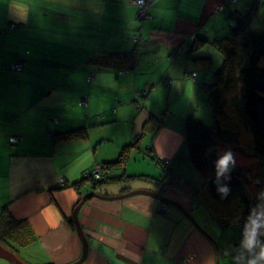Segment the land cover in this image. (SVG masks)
Instances as JSON below:
<instances>
[{
  "label": "crops",
  "instance_id": "obj_1",
  "mask_svg": "<svg viewBox=\"0 0 264 264\" xmlns=\"http://www.w3.org/2000/svg\"><path fill=\"white\" fill-rule=\"evenodd\" d=\"M251 1L241 0L236 12L245 15ZM224 2L155 0L150 19L139 21L132 0H5L6 16L0 0V209L8 207L31 230L28 244L22 236L5 242L22 261H79L84 246L71 221L82 199L96 193L78 214L88 241L81 264H218L214 242L180 209L157 212L158 202L145 194L121 197L158 193L159 162L170 160L173 179L164 195L219 243L220 264H264L250 239L244 247L229 232L238 225L217 220L220 208L191 163L184 135V120H202L209 107L206 91L221 65L212 42L230 35L221 32L232 12L219 10ZM199 38L210 48L189 56ZM201 56L212 65L195 61ZM15 60L26 63L23 72L12 70ZM193 72L198 76L188 79ZM158 116L163 124L152 132L146 125ZM77 130L87 138L56 143L57 135ZM142 134L114 178L73 187L116 162ZM143 156L154 166H143Z\"/></svg>",
  "mask_w": 264,
  "mask_h": 264
},
{
  "label": "trees",
  "instance_id": "obj_2",
  "mask_svg": "<svg viewBox=\"0 0 264 264\" xmlns=\"http://www.w3.org/2000/svg\"><path fill=\"white\" fill-rule=\"evenodd\" d=\"M240 4L241 0H225L219 8L222 12H232L229 13V20L224 18L228 23L225 25L223 23V27H227L226 33L224 29L221 30L224 35H230H222L220 39L212 42V46L216 49L215 54L221 63L214 74L213 83L208 85L206 91L208 105L212 112V125L206 126L202 120L187 117L184 120V135L191 163L202 178L203 185L212 201L220 208L216 213V215L220 214L217 220L221 223L229 222L240 226L247 239L251 241V252L264 262V192H262L264 187L256 183V186H253L252 181L254 169L259 172L264 168L262 167L264 161V31L256 34L250 27L257 6L256 9L242 15L236 12ZM150 8L151 6L148 8L146 19H140L139 13L136 19L149 20ZM10 27L14 29L21 25L10 24ZM140 39V37H134V42L137 43ZM205 45L210 44L199 38L190 46L189 56L192 54L200 56L202 50L210 48H203ZM172 59L175 60L176 56ZM195 61L201 63L204 68H208L212 65L213 59L210 56H201ZM15 64H20L21 70L14 69ZM11 68L15 72H23L26 69V63L15 60L11 63ZM121 71L125 74L127 72L124 71L129 69ZM193 74L198 76V73L193 72L188 73L186 77L194 80L196 77ZM85 102L87 100L83 101ZM163 121V117H152L146 126L149 129L151 125L150 131L156 132ZM144 135L137 138L135 145L126 146L116 162L102 165L99 172L100 179L89 176L74 184L73 187L82 188L83 183L87 181L95 186L110 181L114 178L110 174L114 173L115 169H124L130 160L131 147L136 146ZM79 138H87L83 130L59 134L55 141L61 143ZM219 146L241 148L255 157L259 166H254L253 170L246 172L244 167L223 157ZM225 160L226 163H222ZM159 164L167 175L162 160ZM141 178L153 180L147 176ZM120 179L128 180L129 177L124 175ZM132 179L136 178L132 177ZM167 180L168 176H163V179L159 180L158 183L162 185L160 188L169 184ZM71 223L75 228L73 220ZM30 235L31 230L25 221L16 220L8 207L0 209V243L2 245L7 248L6 240L17 241L19 236L23 237V243L28 244L32 240ZM243 257L239 254L238 259Z\"/></svg>",
  "mask_w": 264,
  "mask_h": 264
},
{
  "label": "rangeland",
  "instance_id": "obj_3",
  "mask_svg": "<svg viewBox=\"0 0 264 264\" xmlns=\"http://www.w3.org/2000/svg\"><path fill=\"white\" fill-rule=\"evenodd\" d=\"M2 1V4L1 5V9L3 11V14L4 16H6V12L8 10L7 8V4H5V0H1ZM132 2L134 3V0H132ZM259 3V4H257ZM134 5L138 8V12H140V8L134 3ZM256 6H257V10L255 12V14L252 16V19L251 20V29L254 33L256 34H260L264 31V0H252L250 5L247 6V11H246V14L251 11L252 9H256ZM3 15L0 14V17L1 18H4ZM137 17V16H136ZM2 21L0 20V27H6V25L4 26V24L1 23ZM226 24H228L226 22ZM224 25H222L223 27ZM157 97V94L155 95L154 97V100L155 98ZM170 109H173V106H170ZM207 112V113H206ZM206 112H202L200 115H201V118L202 121L205 123L206 126H211L212 125V112H211V108L210 107H207V111ZM208 112L210 113V117H211V120L208 121V120H205L206 119V115H207V118H208ZM168 117H171L170 115H167ZM162 116H158L157 118H161ZM207 121V122H205ZM145 139V138H144ZM144 139L142 140V142H144ZM140 140V141H141ZM219 150H220V154L225 157V158H229L232 162L234 163H237L239 166H241L242 168L244 167V170L246 172H249V170H253L254 166H259V163H258V160L251 156L250 154H248L247 152H245L244 150H242L241 148H236V147H225V146H219ZM146 151L148 150H143V153H145ZM142 155V154H141ZM144 158V156H143ZM143 166H146L145 164H149L151 166H154L155 163L151 162L150 160L148 159H145L143 161ZM146 162V163H145ZM263 164H264V161H263ZM262 164V167H264V165ZM161 172H163V176L165 177L166 174L164 173L162 167L160 168ZM264 169V168H263ZM260 170L259 172H257L255 169V174L252 176V181H253V186H256V184L258 185H262L264 187V170ZM256 183V184H255ZM262 192H264V188L262 190ZM264 196V194H263ZM232 236L234 237H237L238 239V243H242L244 245V247H250L249 246V240L247 239V236L244 234L243 230L241 228H239L238 226L237 227H233L232 230L229 231ZM246 252V250H244Z\"/></svg>",
  "mask_w": 264,
  "mask_h": 264
},
{
  "label": "water",
  "instance_id": "obj_4",
  "mask_svg": "<svg viewBox=\"0 0 264 264\" xmlns=\"http://www.w3.org/2000/svg\"><path fill=\"white\" fill-rule=\"evenodd\" d=\"M133 194H145V195H148V196H151L153 197L154 199H159L160 201L162 202H165L166 204H168L169 206H174V207H177L178 209H180L187 217H189L193 222L194 224H196V226L209 238L211 239L215 246H216V249H217V263L220 264V245L219 243L214 240L201 226L200 224L196 221V219L192 216V214L190 213V211H188L182 204H180L179 202L175 201V200H172V199H169L168 197H166L165 195H160L158 193H155V192H152V191H149V190H140V191H135V192H132V193H129V194H125V195H122L121 197H126V196H130V195H133ZM90 196H98V194L96 193H92V194H89L87 196H85L82 201L80 202V204L75 208L74 210V221H75V225H76V228H77V232H78V235L83 243V246H84V251H83V256L82 258L75 262L74 264H81L83 263L86 258H87V255H88V241H87V238H86V235L84 234L83 230H82V227L80 225V222H79V218H78V214H79V211L81 209V207L84 205V203L87 201V199L90 197ZM0 258L10 262L11 264H26L24 261H22L14 252H12L11 250H9L8 248H6L5 246H3L1 243H0Z\"/></svg>",
  "mask_w": 264,
  "mask_h": 264
},
{
  "label": "built area",
  "instance_id": "obj_5",
  "mask_svg": "<svg viewBox=\"0 0 264 264\" xmlns=\"http://www.w3.org/2000/svg\"><path fill=\"white\" fill-rule=\"evenodd\" d=\"M155 0H134V3L140 8V12H139V18L140 19H146L147 18V11H148V8L152 5V3L154 2ZM232 1H236V0H232ZM14 69H17V70H21L22 66L20 64H15L14 66ZM193 76L196 77V74H193ZM17 139H14V141H16ZM164 167L166 168V173L168 176V180H167V183H169L173 178H172V175L169 171V165H170V161L169 160H163L162 161ZM100 166H98L96 168V170L92 173V176L95 177L96 179H100ZM158 205L156 206V211L159 212V211H167V209L169 208L168 204L166 203H157Z\"/></svg>",
  "mask_w": 264,
  "mask_h": 264
},
{
  "label": "clouds",
  "instance_id": "obj_6",
  "mask_svg": "<svg viewBox=\"0 0 264 264\" xmlns=\"http://www.w3.org/2000/svg\"><path fill=\"white\" fill-rule=\"evenodd\" d=\"M163 161V160H162ZM170 161V160H169ZM222 163H226V160L225 161H223ZM102 168V166H100V169ZM170 171V170H169ZM93 173V172H92ZM92 173L91 174H87L86 175V178L87 177H89V176H92ZM171 173V172H170ZM93 177V176H92ZM171 182V181H170ZM170 182H169V184H170ZM169 184H167V185H165L163 188H160V191L158 192V194H160V195H164L165 193H166V191L168 190L167 188H168V185ZM156 201L157 202H161V203H165V202H162V201H160L159 199H156ZM169 206V205H168ZM171 206H169V208H170ZM169 208L167 209V211L169 210ZM160 212H166V211H160Z\"/></svg>",
  "mask_w": 264,
  "mask_h": 264
}]
</instances>
